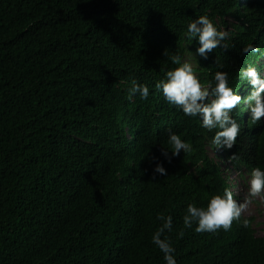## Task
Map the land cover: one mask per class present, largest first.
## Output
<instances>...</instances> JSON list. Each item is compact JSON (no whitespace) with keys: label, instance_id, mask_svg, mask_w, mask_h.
<instances>
[{"label":"trees","instance_id":"trees-1","mask_svg":"<svg viewBox=\"0 0 264 264\" xmlns=\"http://www.w3.org/2000/svg\"><path fill=\"white\" fill-rule=\"evenodd\" d=\"M238 2L0 0V264H165L151 241L161 213L173 217L177 264H264L254 218L216 234L184 228L187 204L223 188L203 151L185 164L160 154L188 118L155 83L171 55H187L190 19L264 23V0ZM222 58L213 49L199 71ZM132 80L147 99H129ZM243 153L264 168V130ZM153 157L166 175H152Z\"/></svg>","mask_w":264,"mask_h":264},{"label":"clouds","instance_id":"clouds-1","mask_svg":"<svg viewBox=\"0 0 264 264\" xmlns=\"http://www.w3.org/2000/svg\"><path fill=\"white\" fill-rule=\"evenodd\" d=\"M238 3L242 6L246 2ZM225 20L226 27L219 25V30L207 15L190 19L185 45L195 39V53L184 45L187 55H171L173 67L154 85L160 102L170 108L176 106L188 118L179 134L168 131L169 148L160 149L164 161L170 163L174 158L189 163L192 152L203 151L211 162V187L223 188L207 196L206 204L197 205L192 200L182 217L184 228L195 225L196 232L212 234L229 230L234 221L249 227L248 218L256 219L260 200H264V168L253 167L243 153L256 148L264 130V23H243L237 30L232 27L237 21L230 17ZM259 39L261 44L257 45ZM230 40L232 44L227 43ZM217 47L222 49V62L213 72L205 69L208 75L204 76L198 58L207 60ZM149 91V85L132 80L129 99L136 95L147 99ZM158 115L159 110L155 116L159 130ZM185 131L188 139L180 136ZM152 160V175H166L163 161L156 157ZM156 218L161 223L151 241L163 254L165 264H177L175 248L165 234L173 230V217L161 213Z\"/></svg>","mask_w":264,"mask_h":264},{"label":"rangeland","instance_id":"rangeland-1","mask_svg":"<svg viewBox=\"0 0 264 264\" xmlns=\"http://www.w3.org/2000/svg\"><path fill=\"white\" fill-rule=\"evenodd\" d=\"M259 214L256 215V212L253 213L256 215L255 225L256 235L258 237L264 238V200H260V204L258 205Z\"/></svg>","mask_w":264,"mask_h":264},{"label":"built area","instance_id":"built-area-1","mask_svg":"<svg viewBox=\"0 0 264 264\" xmlns=\"http://www.w3.org/2000/svg\"><path fill=\"white\" fill-rule=\"evenodd\" d=\"M228 40V38L226 39V41ZM228 44H232V41L230 40V41H228L227 42ZM226 44V43H225ZM227 45V44H226Z\"/></svg>","mask_w":264,"mask_h":264}]
</instances>
